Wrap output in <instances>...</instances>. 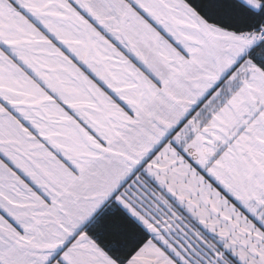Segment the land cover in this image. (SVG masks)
<instances>
[{
  "label": "snow or ice",
  "instance_id": "6c2138e0",
  "mask_svg": "<svg viewBox=\"0 0 264 264\" xmlns=\"http://www.w3.org/2000/svg\"><path fill=\"white\" fill-rule=\"evenodd\" d=\"M0 264H264V0H0Z\"/></svg>",
  "mask_w": 264,
  "mask_h": 264
}]
</instances>
